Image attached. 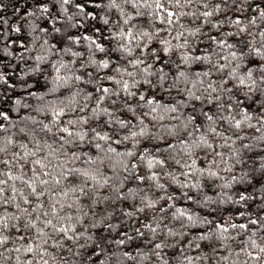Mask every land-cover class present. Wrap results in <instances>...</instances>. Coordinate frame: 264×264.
Instances as JSON below:
<instances>
[{
	"label": "snow or ice",
	"instance_id": "snow-or-ice-1",
	"mask_svg": "<svg viewBox=\"0 0 264 264\" xmlns=\"http://www.w3.org/2000/svg\"><path fill=\"white\" fill-rule=\"evenodd\" d=\"M0 264H264V0H0Z\"/></svg>",
	"mask_w": 264,
	"mask_h": 264
}]
</instances>
